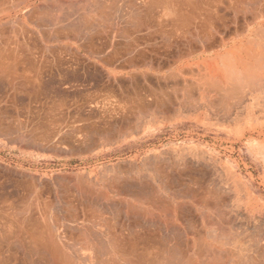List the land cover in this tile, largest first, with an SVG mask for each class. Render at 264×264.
Listing matches in <instances>:
<instances>
[{
  "label": "rangeland",
  "instance_id": "obj_1",
  "mask_svg": "<svg viewBox=\"0 0 264 264\" xmlns=\"http://www.w3.org/2000/svg\"><path fill=\"white\" fill-rule=\"evenodd\" d=\"M112 1L0 8V264H47L31 237L47 226L84 264L107 248L122 264H264V1L236 19L237 0H178L208 18L205 51L175 29L177 5H139L116 31Z\"/></svg>",
  "mask_w": 264,
  "mask_h": 264
},
{
  "label": "bare ground",
  "instance_id": "obj_2",
  "mask_svg": "<svg viewBox=\"0 0 264 264\" xmlns=\"http://www.w3.org/2000/svg\"><path fill=\"white\" fill-rule=\"evenodd\" d=\"M1 1H3V0H0V8H3V5L5 4L6 5V3H8V1L9 0H7V1H5V3H4V1L1 3ZM94 1V0H93ZM115 1V0H114ZM114 1H112L113 3H115V5H114V7L116 6V2H114ZM118 1H121V0H118ZM123 2H124V4L122 3V6H125V8H122L121 10H123V9H125V10H123L122 12H123V14L120 16V20H121V23L119 24L118 22L117 23H114L113 21V26L111 25L110 27H112L113 29H117L116 31H118V29H119V27L121 26H123L124 28L123 29H127L128 27H131V25L132 26H134L133 24H135V21H134V19H133V17H135V18H137L136 17V15L138 14V15H140V12H141V8L139 7V5H146V4H148V6L149 7H151V8H158V7H163V4H168V5H177L178 6V9H177V13H175L174 15V17L176 18V19H174L175 20V22H176V24H175V29H176V27L177 28H179L180 27V30L181 31H183L185 28H186V34L188 35V36H185L184 38H186V40H185V42L187 43V46L188 45H190L191 43H192V41H196L197 40V42L199 41L200 43H208L207 41H209L208 40V37H207V28L209 27V22H208V18L206 17V16H204V13L203 12H200L199 11V13H195L193 16H192V18H191V16L189 17V15H190V11L192 10L190 7H188L189 6V4H187L186 5V8H188L190 11H187L186 12V8H185V12H184V8L183 7H181L180 8V4H181V2H179L178 0H142V1H140V0H127V2H126V0H122ZM143 1H146V2H143ZM182 1V0H181ZM190 1V0H189ZM195 1H197L198 2V0H195ZM204 1V0H203ZM211 1V0H210ZM236 1V0H235ZM234 1V2H235ZM248 0H237L235 3H234V5L232 6L233 8H234V14H235V18L237 19V17L238 16H240V15H242L243 17H245L247 14H248V16H249V14H251V15H254V18L256 17V15H257V13H256V15H255V6L258 8V3H257V5H256V2H258L257 0H253V2H254V6H252V3L253 2H251L250 0V2L248 1ZM264 1V0H263ZM107 2V1H106ZM183 2V1H182ZM184 2H185V4L187 3V1L186 0H184ZM194 2V0L193 1H191V3H192V6H193V3ZM205 2H207L206 0H205ZM10 3V2H9ZM96 3H97V1H96ZM111 3V2H110ZM140 3H142V4H140ZM180 3V4H179ZM196 3V2H195ZM199 3V2H198ZM211 3V2H210ZM209 3V4H210ZM247 3V8H246V6H245V4ZM107 4H108V2H107ZM184 4V3H183ZM201 4H203L202 3V0H201ZM209 4H206V5H208V6H210ZM212 4V3H211ZM62 5V4H61ZM90 5V4H89ZM97 5V4H96ZM111 5H112V3H111ZM110 4H109V6L111 7V9L113 8L114 9V11H115V9L116 8H114V7H112ZM118 5V4H117ZM191 5V4H190ZM197 5V4H196ZM204 5H205V3H204ZM86 6V5H85ZM103 6V5H102ZM118 6H120V5H118ZM181 6H183V5H181ZM191 6V7H192ZM195 6V5H194ZM198 6V5H197ZM208 6H206V7H208ZM98 7V6H97ZM100 7H101V5H100ZM99 7V8H100ZM104 7H105V5H104ZM121 7V6H120ZM120 7H118L119 8V10H120ZM142 7V6H141ZM196 7V6H195ZM199 7V6H198ZM201 7H202V5H201ZM242 7H244V8H242ZM263 8L262 9H264V6H262ZM92 8V7H91ZM96 8V6L94 7V9ZM107 10H108V6H106L105 7ZM105 8H102L103 10L105 9ZM192 8H194V7H192ZM101 9V8H100ZM112 9V10H113ZM196 9V8H195ZM202 9H205L204 7L202 8ZM202 9H200L199 8V10H202ZM66 10V9H65ZM110 10V9H109ZM108 10V11H109ZM117 10V9H116ZM260 10V9H259ZM62 11V10H61ZM105 11V10H104ZM103 11V16L106 14L105 12ZM107 11V12H108ZM183 11V12H182ZM194 11V10H193ZM196 11V10H195ZM202 11H204V10H202ZM98 12V11H97ZM118 12V11H117ZM262 12V11H261ZM105 13V14H104ZM114 13H116V12H114ZM185 13H188L189 15L188 16H186L187 14H185ZM194 13V12H193ZM263 13V12H262ZM261 13V14H262ZM65 14V13H64ZM102 14V13H101ZM109 14V13H108ZM58 15V14H57ZM99 15H100V13H99ZM112 15V14H111ZM102 16V15H101ZM100 16V17H101ZM259 15H257V17H258ZM264 16V15H263ZM45 18H46V16H44ZM51 17V16H50ZM54 17V16H53ZM65 17H67V16H65ZM64 17V18H65ZM69 17V16H68ZM91 17V16H90ZM94 17H97V15L95 16V14H94ZM106 17H107V14H106ZM105 16H104V19L106 18ZM115 17V16H114ZM186 17H188V18H186ZM252 17V16H251ZM78 18V17H77ZM98 18V17H97ZM96 18V19H97ZM102 18V17H101ZM111 18V17H110ZM253 18V17H252ZM253 18V19H254ZM41 19V18H40ZM59 19H61V18H59ZM55 20H57L56 18H55ZM92 20V19H91ZM101 20V19H100ZM37 21V20H36ZM39 21V20H38ZM58 21V20H57ZM99 21V20H98ZM102 21V20H101ZM101 21H100V23H101ZM108 21H110V20H108ZM107 21V22H108ZM40 22L42 23V21L40 20ZM43 22H45V21H43ZM52 22H53V20H52ZM56 22V21H55ZM60 22V21H59ZM105 22V21H104ZM82 23V22H81ZM207 23H208V25H207ZM54 24V23H53ZM80 24V23H79ZM84 24V23H83ZM82 24V25H83ZM91 28H93L92 26H96V27H98V24L95 22V21H91V22H88L87 23ZM96 24V25H95ZM102 24V23H101ZM103 24H106V23H103ZM109 24V23H108ZM256 24V23H255ZM55 25H56V23H55ZM86 25V24H85ZM84 25V26H85ZM100 25V24H99ZM181 25H182V29H181ZM101 26V25H100ZM100 26H99V28H100ZM103 26V25H102ZM101 26V27H102ZM79 27H81V26H79ZM87 28H88V26H86ZM109 27V26H108ZM120 27V28H121ZM187 27H188V31H187ZM95 28V27H94ZM104 28H106V27H104ZM81 29V28H80ZM83 29V28H82ZM190 29H192L193 30V34H191V30ZM85 30V29H84ZM87 30V29H86ZM120 30V29H119ZM122 30V29H121ZM179 30V29H178ZM217 30V29H216ZM206 33H205V32ZM179 32V31H178ZM259 32V31H258ZM254 33V32H253ZM162 37V36H161ZM163 38H164V36H163ZM167 38V37H166ZM188 38V39H187ZM210 38V37H209ZM167 40V39H166ZM6 43V42H5ZM204 44H203V51H205V49H204ZM229 44V42L227 41V40H225L224 38L222 39V41H221V46H223V47H226L227 45ZM133 45V44H132ZM137 46V45H136ZM134 47V46H133ZM135 48H137V47H135ZM190 48V47H189ZM190 51H192L191 49H190ZM87 52H89V50L87 51ZM92 52V51H91ZM180 52V51H179ZM194 52H195V50H194ZM94 53V52H93ZM131 53V52H130ZM193 52H187V55L185 56V55H183V54H181V53H177V54H175V62H177V65L178 64H180L181 62H182V60H185V59H188V58H190V57H193L192 54ZM248 54V53H247ZM95 55V54H94ZM92 56V55H91ZM256 56V55H255ZM239 63V62H238ZM234 68V67H233ZM231 71V70H230ZM254 75V74H253ZM174 76H175V74H174ZM173 76V77H174ZM232 77V76H231ZM258 77V76H257ZM256 77V78H257ZM170 78V77H169ZM175 79H176V77H174ZM247 78V77H246ZM263 78V77H262ZM27 81V80H26ZM257 81H258V79H257ZM263 81V80H262ZM254 83H256V82H254ZM261 83H264V82H261ZM21 84V83H20ZM180 84V83H179ZM189 84V83H188ZM259 83H257V85H258ZM176 85H177V83H176ZM175 85V86H176ZM264 85V84H263ZM174 86V87H175ZM186 86V85H185ZM189 86H190V84H189ZM171 87H173V86H171ZM174 87L172 88L173 90H175V91H177L178 89H180V88H178V87H176V88H178V89H174ZM186 87H188V86H186ZM261 87V86H260ZM184 88V87H183ZM185 89V88H184ZM183 89V90H184ZM188 89V88H187ZM191 89V88H190ZM258 89V88H257ZM256 89V90H257ZM260 89V88H259ZM251 90H252V88H251ZM167 91H168V89H167ZM166 91V92H167ZM180 91H181V89H180ZM180 91L178 92L177 91V93H180ZM151 92V91H150ZM185 92V91H184ZM171 93H172V91H171ZM189 93H192V91H189L188 90V94ZM29 94V93H28ZM155 94V93H154ZM181 94V93H180ZM179 94V95H180ZM186 94V93H185ZM188 94L186 95L187 96V98H188ZM190 95V94H189ZM143 96V95H142ZM151 96H153V94H151ZM82 97V96H81ZM94 97V96H93ZM104 97V96H103ZM107 97V96H106ZM112 97V96H111ZM136 98H134V99H140L141 98V96L139 97V98H137V96H135ZM184 97V96H183ZM190 97V96H189ZM98 98H99V96H98ZM98 98H96V99H98ZM143 98V97H142ZM166 98V97H165ZM178 98V97H177ZM105 99V98H104ZM111 98L109 97V99L108 100H110ZM145 98H143V99H141L142 100V102H140L141 100H138L141 104V106L144 104V103H146V101L144 100ZM164 99V98H163ZM167 99V98H166ZM87 100V99H86ZM103 100V99H102ZM106 100H107V98H106ZM107 100V101H108ZM132 100V99H131ZM152 100V99H151ZM157 102H159V99L157 100V99H155ZM154 100V101H155ZM162 99H160V101H161ZM171 100V99H170ZM169 100V101H170ZM178 100H179V98H178ZM180 100H181V97H180ZM185 100V99H184ZM188 100V99H187ZM7 101V100H6ZM89 101H90V98H89ZM96 101V100H95ZM95 101H94V103H95ZM98 101V100H97ZM105 101V100H104ZM138 101H136V102H138ZM143 101H145L144 103H143ZM155 101V104L157 103ZM164 101L165 100H163V102H161L162 103V105H163V103H164ZM168 101V100H167ZM86 102H88V101H86ZM91 102H92V99H91ZM109 102V101H108ZM111 102H113V101H111ZM122 102V101H121ZM135 102V100H134V103H136ZM151 102V101H150ZM149 102V103H150ZM153 102V101H152ZM187 102V101H186ZM5 103V102H4ZM11 103V102H10ZM89 103V102H88ZM103 103V102H102ZM118 103H120V102H118ZM134 103H132V104H130V102L127 104L126 103V105L127 106H129L130 105V108L132 109V105L134 104ZM143 103V104H142ZM148 103V105H143L142 106V108L140 107V105L138 104V103H136L135 105H137L138 104V112H140L141 113V110L143 109V111H142V114L143 115H145L144 113H146V111L144 112V110L145 109H152V107H154V103H151V104H153V106L152 105H150ZM167 103L168 102H166V105H164V107L166 106L167 107ZM170 103V104H169ZM168 103V105H171V103L172 102H169ZM182 103H184L183 101H182ZM99 104V103H98ZM147 104V103H146ZM158 105L160 104V102L159 103H157ZM176 104V103H175ZM174 104V105H175ZM11 105V104H10ZM39 105V104H38ZM108 105V104H107ZM126 105H125V108H126ZM134 105V108L133 109H135V106ZM161 105V106H162ZM180 105H181V103H180ZM184 105V104H183ZM13 106V105H12ZM30 106V105H29ZM100 106V105H99ZM104 107H105V105H103ZM109 106H111V105H109ZM115 106V105H114ZM113 106V107H114ZM118 106V105H117ZM147 106H152L151 108H149V107H147ZM155 106H157V105H155ZM160 106V108H162ZM185 106V105H184ZM183 106V107H184ZM140 107V108H139ZM143 107H146V108H143ZM159 106H157V107H155L156 109L158 108ZM164 107L162 108V109H164ZM166 107H165V109H166ZM168 107H171V106H168ZM70 108V107H69ZM107 107H105V109H106ZM128 109H129V107H127ZM126 108V109H127ZM137 108V107H136ZM154 108V109H155ZM160 108H158V109H160ZM172 108V107H171ZM16 109V108H15ZM28 109V108H27ZM102 109H104V108H102ZM125 109V110H126ZM132 109V110H133ZM139 109H140V111H139ZM157 109V110H158ZM164 109V110H165ZM117 110V109H116ZM116 110H115V112H116ZM132 110H128L127 112H126V116H124V117H130V115H127L129 112L131 113V112H133ZM161 110V109H160ZM159 110V111H160ZM164 110H162V112L164 111ZM168 110H169V108H168ZM171 110V109H170ZM169 110V111H170ZM5 111V110H4ZM23 111V110H22ZM111 111V110H110ZM120 111V110H119ZM151 111V110H150ZM153 111V110H152ZM169 111H164V113L165 112H169ZM1 112V111H0ZM13 112V111H12ZM20 112V111H19ZM56 112V111H55ZM83 112V111H82ZM112 113H113V111H111ZM121 112H122V110H121ZM135 112H137V109H136V111L134 110V112H133V115H135V117L136 118H138L137 117V115H136V113ZM154 112H155V110H154ZM156 112H158V111H156ZM2 113V112H1ZM0 113V114H1ZM6 113V112H5ZM31 113V112H30ZM129 113V114H130ZM150 113V112H149ZM149 113H146V114H149ZM15 114V113H14ZM20 114V113H19ZM122 114V113H121ZM124 114V113H123ZM141 114V115H142ZM151 114H153V115H155L154 113H151ZM1 115H3V114H1ZM16 115V114H15ZM81 115V114H80ZM103 115H105V114H103ZM107 115V114H106ZM132 115V114H131ZM139 115V114H138ZM142 115V116H143ZM38 116V115H37ZM50 116V115H49ZM122 116V115H121ZM17 117V116H16ZM123 117V116H122ZM128 117H127V120L129 121L130 120V118L131 117H133L134 119H135V117L134 116H131L129 119H128ZM151 117V116H150ZM18 118V117H17ZM105 118V117H104ZM142 117H140V119H141ZM24 119V118H23ZM27 119H29V118H27ZM34 119V118H33ZM45 119V118H44ZM52 119V118H51ZM77 119V118H76ZM106 119V118H105ZM112 119V118H111ZM114 119V118H113ZM112 119V120H113ZM124 119V118H123ZM122 119V120H123ZM6 120H7V118H6ZM17 120V119H16ZM120 120H121V117H120ZM121 120V121H122ZM126 120V119H125ZM124 120V121H125ZM126 120V122H128ZM135 120H138V119H135ZM57 121V120H56ZM84 121V120H83ZM110 121V120H109ZM133 121V120H132ZM1 122V121H0ZM19 122V121H18ZM73 122V121H72ZM105 122V121H104ZM120 122V121H119ZM28 123V122H27ZM116 123H118V122H116ZM121 123H124L123 121L121 122ZM120 123V124H121ZM131 124H132V122H130ZM49 124V123H48ZM105 124V123H104ZM111 124V123H110ZM126 124V123H125ZM129 124V123H128ZM19 125V124H18ZM24 125V124H23ZM118 126H120L119 125V123L117 124ZM51 126V125H50ZM54 126V125H53ZM115 126V125H114ZM114 126H112L113 128H114ZM126 125H124L123 127H125ZM127 126H130V124L129 125H127ZM116 127V126H115ZM121 128H122V126H120ZM119 127V128H120ZM2 128V127H1ZM1 128H0V130H1ZM111 129V130H114V129ZM117 128V127H116ZM116 128H115V131H116ZM2 129H5V128H2ZM8 129H10V128H8ZM8 129L6 130L7 132H5V133H11V132H9L8 131ZM106 129V128H105ZM104 129V130H105ZM118 129V128H117ZM125 129V128H124ZM128 129H129V127H128ZM127 130V129H126ZM4 131V130H3ZM12 131V130H11ZM119 132H125V130L124 131H121V130H118ZM4 133V132H3ZM113 134V133H112ZM124 134V133H123ZM10 135V134H9ZM12 135V134H11ZM103 135H104V133H103ZM115 137V136H114ZM110 141H112V140H110ZM6 204V203H5ZM141 205V204H140ZM132 206H128L127 208H131ZM138 207H140V206H138ZM137 207V208H138ZM18 208V207H17ZM133 208L136 210V208H135V206H133ZM129 209H127V210H129ZM134 209H133V211H134ZM141 209H143V208H141L140 207V210ZM138 210V209H137ZM136 210V211H137ZM147 211V210H146ZM129 211H127V213H128ZM130 212H132L131 211V209H130ZM138 213H139V211H137ZM141 212V211H140ZM133 213V212H132ZM131 213V214H132ZM136 213V212H135ZM142 213V212H141ZM146 214V213H145ZM128 215V214H127ZM142 215V214H141ZM137 217H138V215H136ZM143 216H144V213H143ZM37 217V216H36ZM131 217V216H130ZM133 217V216H132ZM136 217V218H137ZM139 217H140V213H139ZM138 217V218H139ZM36 220V219H34V217H32V219H31V217H29V215H28V217H25L24 218V220L26 221V220ZM29 220V221H30ZM95 221V220H94ZM22 223H24L23 221H22ZM59 224V223H58ZM47 226V225H46ZM59 227V226H58ZM64 227V226H63ZM47 229H45L44 231H42L39 235L37 234V235H33V236H31V237H33V239H32V241H33V244H32V249L34 250L33 252L32 251H30V250H28V252L30 251V253L32 252V253H35V254H37L38 255V250L40 249L41 251H43V253H45V255L47 256V264H84V262L86 261V260H84L83 261V259H82V257L81 258H78V259H76V260H73V259H68L67 258V255L65 256L64 255V246L63 245H61V243L59 242V239H60V236H62V235H60V233L58 232V230H56V229H53V228H50V227H46ZM58 229V228H57ZM18 230V229H17ZM9 231V230H8ZM110 231V230H109ZM111 232V231H110ZM110 232H108V233H110ZM15 233V232H14ZM104 233V232H103ZM99 234V233H98ZM98 234H96V235H98ZM105 234V233H104ZM109 234H107V236H108ZM1 236V235H0ZM9 236V235H8ZM112 236H113V232H112ZM112 236H111V238H110V236H108L109 237V241L108 242H112V241H110V239H112ZM101 237V236H100ZM62 238V237H61ZM102 238V237H101ZM114 238V237H113ZM103 239V238H102ZM21 240V239H20ZM61 240V239H60ZM113 240V242H114V239H112ZM61 242H63L62 240H61ZM107 242V243H108ZM30 244H31V242H30ZM100 244V243H99ZM110 244V243H109ZM19 245H20V243H19ZM68 246V245H67ZM69 247V246H68ZM110 247H112V248H114L115 247V244L113 243L112 244V246L110 245ZM21 248H23V247H21ZM39 248V249H38ZM71 248V247H70ZM97 248V247H96ZM27 249V248H26ZM117 249V248H116ZM116 249L114 250L115 252H116ZM75 250V249H74ZM96 251V250H95ZM99 251V250H98ZM106 251V250H105ZM109 253H108V252ZM107 251L106 252H104L105 253V256L108 254V258L106 257V261H108V262H106L105 264H109L110 263V260H112V261H114L115 262V264H116V262H120V264H122L121 263V261H120V257L118 256V254H115V253H111L110 252V250H108V248H107ZM169 251V250H168ZM66 253V252H65ZM107 253V254H106ZM116 253H118V251L116 252ZM67 254V253H66ZM76 255V254H75ZM32 256V255H31ZM95 256V255H94ZM32 257H35V256H32ZM69 257V256H68ZM70 258V257H69ZM87 258V257H86ZM98 258V257H97ZM102 258H104L103 256H102ZM101 257H100V255H99V259L101 260L102 259ZM30 259V258H29ZM32 259V258H31ZM91 259H92V257H91ZM97 260V261H90L89 259L87 260V261H89L91 264H104V263H100V262H102L103 261V259L100 261V260ZM92 260H94V259H92ZM31 261V260H30ZM29 261V262H30ZM33 261V260H32ZM98 261H99V263H98ZM112 261H111V264H112ZM44 262V261H43ZM105 262V261H104ZM113 262V263H114ZM156 262V261H155ZM158 262H160V261H158ZM148 263H150V262H148ZM152 263H154V262H152ZM158 264V263H157ZM161 264H163V263H161ZM187 264H188V262H187ZM190 264V263H189Z\"/></svg>",
  "mask_w": 264,
  "mask_h": 264
}]
</instances>
